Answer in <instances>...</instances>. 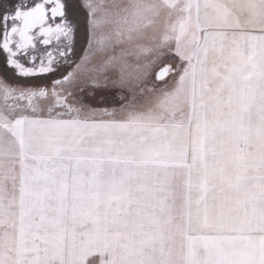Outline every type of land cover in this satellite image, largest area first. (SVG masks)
<instances>
[{
	"label": "snow or ice",
	"instance_id": "obj_1",
	"mask_svg": "<svg viewBox=\"0 0 264 264\" xmlns=\"http://www.w3.org/2000/svg\"><path fill=\"white\" fill-rule=\"evenodd\" d=\"M0 264H264V0H0Z\"/></svg>",
	"mask_w": 264,
	"mask_h": 264
}]
</instances>
